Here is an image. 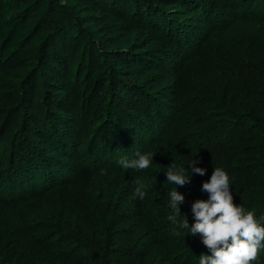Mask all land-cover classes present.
<instances>
[{
	"label": "rangeland",
	"instance_id": "374dc122",
	"mask_svg": "<svg viewBox=\"0 0 264 264\" xmlns=\"http://www.w3.org/2000/svg\"><path fill=\"white\" fill-rule=\"evenodd\" d=\"M24 1L27 0H12V5L19 7ZM172 1L134 2L139 16L147 20L157 11L165 16L176 12L169 9ZM52 2L59 11L70 14V25L56 23L47 14L33 23L36 26L41 21L47 29L45 43L26 44L25 52L18 46L4 60L0 52V158H10L8 148L19 140V160L25 153H36L43 159L44 152L52 153L46 145H63L75 139L89 145L96 135L97 145L104 139L106 123L114 125L119 115H126L128 121L145 119L146 125L136 134L125 126L119 130L113 126L108 133L115 134L116 140L120 136L130 141L126 145L129 150L137 148L154 157L144 170L119 166L117 170L81 171L71 183L52 184L48 190L28 197L13 199L0 185V264H11L5 245L13 230L24 231L27 236L61 238L62 251L82 245L84 248L76 250L84 258L81 264H108L107 261L123 256L131 264H161V247L146 251L136 244L129 224L120 223L125 210L100 203L90 188L104 189L108 196L123 191L135 202L141 200L132 195L135 182L139 181L146 192L141 201L152 212L153 222L164 225V232L181 238L189 231L181 226L183 214L189 225L195 222L191 205L208 199L202 185L210 180L214 168H222L228 174L230 191L236 198L264 205V126L237 118L234 121L238 124L230 127L226 118L212 116L216 107L226 105L229 90L235 92L229 100L241 102L243 88L254 90L257 84L264 85L263 24L260 27L251 18L233 21L224 30L209 34L189 56L173 59L165 54L172 47L149 30L150 24L127 15L125 4L110 0ZM164 31L168 37L175 35L168 28ZM134 46L138 47V54L132 49ZM69 53L86 55L84 64L75 71L70 69ZM133 58L145 61L147 69L135 68L130 62ZM156 59L159 68L155 65L151 69ZM249 68L259 71V75L248 81ZM122 88L127 94H146L152 107L150 118L147 114L142 118L145 108L132 109V99L121 101L117 90ZM147 100L143 99L145 104ZM159 106L167 115L165 120L158 115ZM235 109L236 115H245L244 109ZM137 134L143 137V144L134 142ZM128 153L124 149L121 155ZM30 158L33 160V155ZM194 158L195 165L188 163ZM173 160L178 167L206 169L203 176L193 173L192 177L187 170L190 183L177 186L185 202L180 205L182 214L176 217V223L168 219L173 215L168 193L175 185L156 177L158 172L168 170ZM101 241L106 248L97 246ZM28 255L32 264H40L31 252ZM252 264H264V242Z\"/></svg>",
	"mask_w": 264,
	"mask_h": 264
},
{
	"label": "trees",
	"instance_id": "16d2710c",
	"mask_svg": "<svg viewBox=\"0 0 264 264\" xmlns=\"http://www.w3.org/2000/svg\"><path fill=\"white\" fill-rule=\"evenodd\" d=\"M134 1L138 0H110L111 3L125 4L126 14L134 17L136 21L150 24L151 29L149 30L156 32L155 36L161 37L168 43V46L172 47L165 54L173 59L181 58L184 55L189 56L198 48L199 44L207 39L209 34L217 32L216 30H224L233 21L251 18L258 23V26L264 25V0H174L169 3V9H175L176 12L165 16L157 11L150 17H146L147 20L139 16L141 13ZM47 14H50L56 23L71 24L70 14L66 11L63 13L59 11L52 0H27L19 7H14L12 0H0V52L3 53L2 60L10 57L18 46L25 52L26 44L41 45L47 41L49 34L41 21L36 23V26L33 25L35 19L42 20ZM255 25L257 24L255 23ZM165 28L171 30L170 32L175 35L168 37L164 31ZM137 48L134 46L132 49L138 54ZM69 56L71 71H75L81 63L84 64L86 58L85 54L81 56L69 53ZM144 60L153 59L145 58ZM158 61L162 63V59H158ZM130 62L135 68L147 69L143 60L133 58ZM154 62L151 69L155 68V65L158 69L157 59ZM256 74L259 75V71L249 68L247 80L257 78L255 77ZM117 91L122 102H128L132 99L134 104L132 109L141 110L142 107L146 109L143 111L145 114H141L142 118H145L146 114L150 118L153 114L152 107L143 92L139 95H132L124 92L123 88ZM234 94L235 92L229 90L225 97L227 99L226 105L216 107L212 111V116L214 118L218 116L226 118L230 122L227 123L230 127L233 124H238L234 121L237 118L241 119V122L264 126V85L259 86L257 84V89L254 90L247 89V87L243 88L240 96L244 99L241 102L229 100L233 98ZM140 98L142 99L140 100ZM143 99L147 100L146 104ZM235 108L244 109L245 115H236L237 110ZM158 115L164 120L167 117L160 106ZM144 123L145 119L136 121L131 118L128 121L126 115H119L114 125H111V122L106 123L104 139L97 145L95 143L98 140V135L90 141L89 145H83L76 139L63 145H46L51 147L52 153L46 155L44 152L43 159L34 155L36 153L31 150H27L33 153V160H31L30 156L32 155L29 153L23 154V160L21 158L19 160L17 149L21 150V145L17 144L20 143V140L17 144L14 142L15 144L13 143L8 148L11 153L10 158L8 156L9 160L5 161L8 159L5 157L0 158V185L3 186L4 193L11 195L13 199H17L48 190V186L52 184L71 183L77 172H89L98 168L117 170L120 166L118 161L122 156V151L125 149L129 152L124 157L131 159L137 148L129 150L126 145H129L130 141L120 136L116 140V135L110 134L108 131L113 126L117 130L125 126L127 131L136 134L145 127L146 124ZM29 133L32 134L31 131ZM142 140V136L135 135L134 142L143 144ZM99 145L103 146L100 147ZM124 157L122 156V158ZM166 171L158 172L156 177L161 181H166ZM90 192L98 197L100 203H107L110 208L115 206L118 210H125L120 223L129 224V231L136 244L146 251H153L159 245L163 251L160 257L161 264H199L201 254H210L207 247L201 242L199 234L193 236L188 231L187 235L181 238L164 232V225H157L153 222L149 207L141 200L134 202L132 198L127 196L128 193L115 192L108 196L104 189L99 190L97 188H90ZM233 201L237 205L242 204L247 211H253L257 221L264 226V221L260 219V216L263 215L261 213H264V205L258 206L252 199L242 200L234 195ZM104 237L105 235L101 238ZM62 246L63 239L61 238L55 239L51 235L41 234L27 236L24 231L13 230L11 239L5 245V251L11 264L34 263L31 261L33 259L30 258L31 256L29 257L28 252H31L40 264H55L53 261H60L61 264H81L84 262V258L76 253V250L84 248L82 245L63 251L60 250ZM97 246L106 248L107 245L101 241L97 242ZM120 256L122 258V255ZM105 258V255L101 257L102 260ZM117 258V260H109L107 263L131 264L124 256L123 259ZM98 264H103V262Z\"/></svg>",
	"mask_w": 264,
	"mask_h": 264
},
{
	"label": "clouds",
	"instance_id": "9594fccd",
	"mask_svg": "<svg viewBox=\"0 0 264 264\" xmlns=\"http://www.w3.org/2000/svg\"><path fill=\"white\" fill-rule=\"evenodd\" d=\"M151 153L135 151L133 158H121L118 164L124 169L144 170L153 160ZM195 165V158L188 161ZM190 170L203 176L206 169L200 167H178L174 162L168 165L165 172L166 181L174 184L175 188L168 193V206L173 210V215L168 219L176 223V217L181 213L180 205L185 202V196L177 191V186L190 183L186 175ZM145 185L135 182L133 198H145ZM202 190L209 196L205 200H196L191 205L194 223L189 225L184 215L181 226L189 229L190 235L199 234L201 242L207 247L210 254H201L199 264H252L259 255L264 242V226L259 223L253 211H247L243 205L233 201L230 191L229 176L222 168H214L208 182H204ZM264 221V216L260 218Z\"/></svg>",
	"mask_w": 264,
	"mask_h": 264
}]
</instances>
